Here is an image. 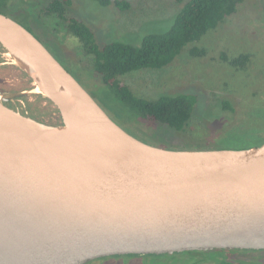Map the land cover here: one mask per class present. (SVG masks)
Listing matches in <instances>:
<instances>
[{"label": "water", "instance_id": "water-1", "mask_svg": "<svg viewBox=\"0 0 264 264\" xmlns=\"http://www.w3.org/2000/svg\"><path fill=\"white\" fill-rule=\"evenodd\" d=\"M0 47L30 80L28 94L49 101L62 121L23 116L0 93V264L264 251V143L243 150L146 144L2 13Z\"/></svg>", "mask_w": 264, "mask_h": 264}, {"label": "rangeland", "instance_id": "rangeland-1", "mask_svg": "<svg viewBox=\"0 0 264 264\" xmlns=\"http://www.w3.org/2000/svg\"><path fill=\"white\" fill-rule=\"evenodd\" d=\"M49 1L51 0H11L5 14L32 31L37 39L41 37L51 44L68 65H77L75 67H79L80 71L95 83H99V77L91 71L88 57L83 54L77 41L72 38L64 26L58 24L56 18L41 14L42 9ZM125 1L129 4V8L119 11L114 7L97 10L96 5L86 4L84 0H71L69 14L88 24L100 44L120 41L139 46L142 38L147 34L166 31L188 0ZM252 33H255L256 37ZM204 43L208 47L209 54L202 59H193L190 57L189 51L184 50L170 66L163 70L140 71L121 79L124 84L136 90L139 95L149 99L187 92L198 95L199 104L190 120V132L188 130V133L177 134L165 126L139 120L137 124L130 125V129L134 131L128 129L130 132L132 131L133 135L130 133L132 136L135 135V138L146 144L169 150H180L177 148L185 147L191 148L188 150H243L264 143L263 115L255 113L250 116L246 114L250 117H245L241 123L239 114L232 115L219 111L222 107L221 102L229 99L228 96L231 95L221 88L224 84L225 74L228 72H222V68L217 62L219 54L224 48L229 50L231 55L244 50L249 51L254 55L253 64L257 68L264 65V0H245L243 9L238 10L234 20L219 26L217 32L209 36ZM214 43L217 47L212 46ZM2 68L6 70L2 73L5 76V81L1 84L11 88L3 93L8 97L7 101H12L19 109H22V105L27 108V104H29L32 110L34 109L44 117L43 119L52 120L57 117L58 114L53 105L43 101L46 99L41 97V100L38 101L39 95L28 94L33 90L31 82L23 77L19 68L11 64L5 51L0 52V69ZM72 69L74 68L72 67ZM73 75L78 83L83 84L87 89L91 90L89 86H95L91 80L84 82L74 72ZM242 76L243 74L235 75V79L231 80V83L243 94L245 104L249 103L252 107L256 100L247 96V85ZM15 89L20 90L14 91ZM20 93L26 94L14 97ZM246 107L249 106L246 105ZM238 109L245 114L244 109ZM197 129L205 130L201 132L202 136H209L207 138L198 137L199 144H203L204 140L211 138L214 140V144L212 140H209L208 143L213 145H197L198 148H196L191 143H187L186 141L196 142L191 134H197ZM255 256H264V253L249 254L246 258L250 259ZM170 259L172 258H168L169 261ZM165 262L167 263V260ZM126 263L139 264L137 260ZM118 264L124 263L120 261Z\"/></svg>", "mask_w": 264, "mask_h": 264}, {"label": "trees", "instance_id": "trees-1", "mask_svg": "<svg viewBox=\"0 0 264 264\" xmlns=\"http://www.w3.org/2000/svg\"><path fill=\"white\" fill-rule=\"evenodd\" d=\"M10 1L0 0V13L6 15L5 12L8 11ZM244 1L188 0L166 31L147 34L142 38L139 46L120 41L98 43L88 24L69 14L71 0H51L42 9L41 14L56 18L58 24L64 26L66 31L80 45L83 54L88 57L91 71L99 77V83H95L80 71L79 67H75L77 65H67L68 69H65L71 75L74 72L84 82L91 80L95 85L89 86L91 90L83 84L81 85L117 125L128 134H132L134 130L130 129V125L137 124L139 120H146L165 126L177 134H185L188 133V130L190 132V120L199 104L197 94L191 92L177 93L149 99L139 95L136 90L124 84L121 79L140 71L163 70L170 66L184 50H188L193 59L206 57L209 51L204 41L215 34L219 26L234 20L238 10L243 9ZM84 2L91 6L96 5L97 10L114 7L119 11H125L129 8V4L125 0H84ZM235 24L238 25L236 22ZM252 34L256 37L255 33ZM212 46L215 47V43ZM222 49L217 62L222 68V72L227 71L228 74H225L224 84L221 88L225 89L226 93L231 96L221 102L222 107L219 111L232 115L239 114L241 123L245 117H250L255 113L264 116V65L257 68L253 64L254 55L249 51L244 50L231 55L229 50ZM5 70V68L0 69V84L3 82L1 75ZM21 74L27 78L24 73ZM238 74H243L242 78H245L243 80L247 85V96L256 100L255 104L252 105L253 108L249 103L245 104L243 94L231 83V80L235 79L234 76ZM27 80L30 81L28 78ZM6 91V89H2L0 93ZM37 98L38 101L41 100V97L38 96ZM246 105L249 107L247 108ZM238 108H245V114ZM128 129L132 131L130 132ZM197 131V134H191L196 142L186 141L187 143H191L196 148H198L197 145L214 144L212 138L204 140L203 144H199L197 142L199 138L209 136H202L201 132L205 130L197 129ZM200 140L202 141V139ZM209 140H212L213 144L208 143ZM255 253L262 254L264 251L213 250L147 257L123 256L113 257V259H119L124 264L134 260H137L139 264L145 261L147 262L144 264H264V256L246 258L247 255ZM168 258L172 259L169 261Z\"/></svg>", "mask_w": 264, "mask_h": 264}, {"label": "flooded vegetation", "instance_id": "flooded-vegetation-1", "mask_svg": "<svg viewBox=\"0 0 264 264\" xmlns=\"http://www.w3.org/2000/svg\"><path fill=\"white\" fill-rule=\"evenodd\" d=\"M28 31H30L29 29H27ZM32 34H33V32L32 31H30ZM38 40H40V42L45 46V48L65 67V68H67L68 69V63L65 61V60H63L61 57H60V55L58 54V50H55V48L51 45V44H49V43H47L46 41H44L41 37H38ZM0 52H4V50L1 48L0 49ZM70 72H73L72 70H70ZM73 74V73H72ZM75 74V73H74ZM76 75V74H75ZM74 76V75H73ZM2 77V79H3V82L5 81V76L4 75H2L1 76ZM75 77V76H74ZM2 89H6V90H10L11 88H8V86H3L2 84H0V90H2ZM23 100H25V98H23ZM43 101H45V102H47L48 104H50V105H52L50 102H48V101H46V100H43ZM3 104L6 106V107H8V108H10V109H12V110H14V111H16V112H18L19 114H21V115H23V116H27V117H30V118H32V119H34V120H37V121H39V122H42V123H45V124H48V125H59V124H61V118H60V115H59V113H58V111H57V109H56V111H57V117H54L52 120H47V119H43L44 117L43 116H41V114H38L34 109L32 110L31 109V106L29 105V104H27V108L24 106V105H22V109H19L17 106H15L13 103H12V101H3ZM116 257H123V256H116ZM121 260H119V259H113V257H106V258H101V259H97V260H94V261H92V262H90V263H88V264H118V262H120Z\"/></svg>", "mask_w": 264, "mask_h": 264}, {"label": "bare ground", "instance_id": "bare-ground-1", "mask_svg": "<svg viewBox=\"0 0 264 264\" xmlns=\"http://www.w3.org/2000/svg\"><path fill=\"white\" fill-rule=\"evenodd\" d=\"M38 90V89H37ZM37 93H39V90L37 91Z\"/></svg>", "mask_w": 264, "mask_h": 264}]
</instances>
